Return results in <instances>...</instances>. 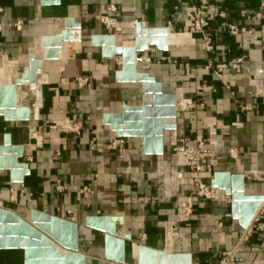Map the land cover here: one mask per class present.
<instances>
[{"label": "crops", "instance_id": "1", "mask_svg": "<svg viewBox=\"0 0 264 264\" xmlns=\"http://www.w3.org/2000/svg\"><path fill=\"white\" fill-rule=\"evenodd\" d=\"M195 3L183 0L176 10L175 0H0V68L7 82L23 72L30 55L43 62L37 74L39 119L33 118L36 93L27 85L17 89V105L31 108L30 122L10 124L0 118V145L10 136L14 146L23 148L20 162L30 170L17 184L9 172H0V208L24 220L36 210L79 224L86 264H114L103 257V235L86 228L85 221L116 215L125 217L126 233L133 238L128 246L190 254L193 264H222L227 253L232 257L228 264H264V228L241 231L231 199L220 190L219 200L197 202L191 221L168 234L177 201L190 194V177L176 179L182 168L172 155L173 143L183 138L203 137L216 144L207 159L212 173L203 174L206 183L217 172L241 175L247 195L264 197V0H211V10L225 18L211 23L210 53L191 34L186 8ZM111 6L115 13L108 11ZM104 16L114 17L121 31H108L99 20ZM17 22L23 24L21 32L14 28ZM137 23L166 27L172 34L169 51L151 49L141 56L149 61L141 60L138 70L153 76L166 94H175L178 103L197 105L179 107L178 129L165 133L162 156L145 155L137 138L123 139L124 154L117 153L109 146L116 135L102 123L105 114L138 105L141 88L117 83L121 59H104L91 38L113 35L118 46L130 47ZM229 26L246 32L231 35ZM64 31L69 37L61 42L59 59L44 61L42 39ZM237 59L244 60L240 72L228 67L217 76L218 66ZM84 79L88 82L81 86ZM70 121L80 127V135L62 130ZM59 185L67 190L59 193ZM260 208L264 211V201ZM258 224L264 226V214ZM127 255V264H137L136 257L133 261ZM0 264H25L24 252L1 249Z\"/></svg>", "mask_w": 264, "mask_h": 264}, {"label": "water", "instance_id": "2", "mask_svg": "<svg viewBox=\"0 0 264 264\" xmlns=\"http://www.w3.org/2000/svg\"><path fill=\"white\" fill-rule=\"evenodd\" d=\"M70 23L72 20L67 21V29ZM76 29L80 30L81 26H76ZM171 35L166 27L145 28L137 23L130 47L118 46L113 35H96L91 38L92 46L102 49L104 59H121L122 68L115 75L116 82L138 84L141 88L138 105H123L120 113L105 114L102 123L118 138L141 139L144 154L149 156L164 154V136L166 132L177 131L179 108L176 95L166 94L163 85L153 76L138 70V64L141 56L151 49L157 53H167ZM68 37L69 34L64 31L55 37L43 38L41 47L44 50V61L58 60L61 42L67 41ZM42 69L43 62L30 55L27 67L13 83H9L5 76L6 70L0 68V118L3 122H30L31 108L17 105V89L24 85L36 93L33 118L39 119L42 93L37 84V74ZM22 157L23 148L14 146L11 137L5 136L0 145V172H9L12 183H23L24 178L30 175L28 164L20 162ZM210 185L231 199L232 217L238 221L239 229L246 231L264 197L247 195L245 179L241 175L217 172ZM85 227L103 235V257L107 262L127 264L129 254L133 261L136 257L137 264H193L190 254L156 251L144 245L128 246L127 243L130 244L133 238L126 233L124 216L89 217ZM80 232L79 224L57 216L33 210L29 219L24 220L0 208V250L23 251L25 264H86V257L80 253Z\"/></svg>", "mask_w": 264, "mask_h": 264}, {"label": "built area", "instance_id": "3", "mask_svg": "<svg viewBox=\"0 0 264 264\" xmlns=\"http://www.w3.org/2000/svg\"><path fill=\"white\" fill-rule=\"evenodd\" d=\"M178 3V6L175 7L176 10L179 9L183 0H175ZM211 0H196V3L192 6L186 8V13L188 15L191 34L196 35L200 41V45L203 51L210 53L214 49L213 44V34L209 32L211 23L218 18H225V14L216 13L211 10ZM108 11L110 13H115L116 8L111 6ZM99 20L106 27L108 31L120 32L121 29L117 26V21L112 16L100 17ZM14 28L21 32L23 29L22 22H17L14 25ZM1 31V27H0ZM228 32L231 35H239L246 32L245 29H241L235 26H229ZM253 33V32H249ZM141 60L149 61L144 57H141ZM244 60L237 59L233 60L230 65H220L218 66L217 76L220 77V72L225 68H232L233 70L240 72L241 68L244 67ZM210 68V67H208ZM88 82L87 79H84L80 82L81 86L86 85ZM196 104L192 101H181L178 103V108L183 109H194ZM247 110L248 108H244ZM62 130L66 133H74L80 135V127L70 121L66 122L64 126L61 127ZM33 135L37 136V133L33 131ZM94 138L92 141V149H96L97 146V134L93 133ZM109 146L119 154H124V141L122 138L114 137L109 140ZM216 144L211 140H205L203 137L192 138H183L179 143H173L172 145V155L175 157L179 164V167L182 170H177L175 172L176 179L178 181H183L185 175H189V186L190 194L183 200H178L176 205V218L171 222V233L179 230L183 225L189 223L195 212V205L199 201H217L220 199L221 193L218 189L212 187L210 184L206 183L203 178L204 173L211 174L212 168L208 164V157L211 154V148L215 147ZM98 152L102 150L98 149ZM230 157L233 160L237 159V154L234 151H230ZM67 189L59 185L57 191L59 193L65 192ZM87 189L84 190L86 192ZM264 214V211L259 208L257 214L255 215L253 221L249 225L248 229L244 233H252L254 231H259L264 228L261 224H258L259 217ZM254 225V226H253ZM230 259H232L231 254L227 253L224 255L222 264H228Z\"/></svg>", "mask_w": 264, "mask_h": 264}, {"label": "bare ground", "instance_id": "4", "mask_svg": "<svg viewBox=\"0 0 264 264\" xmlns=\"http://www.w3.org/2000/svg\"><path fill=\"white\" fill-rule=\"evenodd\" d=\"M168 234H171V232L169 231V233Z\"/></svg>", "mask_w": 264, "mask_h": 264}]
</instances>
